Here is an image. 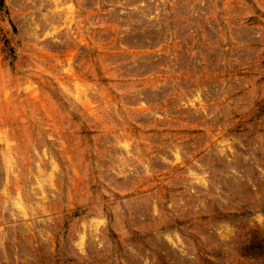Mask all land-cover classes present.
<instances>
[{
	"label": "rangeland",
	"instance_id": "1",
	"mask_svg": "<svg viewBox=\"0 0 264 264\" xmlns=\"http://www.w3.org/2000/svg\"><path fill=\"white\" fill-rule=\"evenodd\" d=\"M0 264H264V0H0Z\"/></svg>",
	"mask_w": 264,
	"mask_h": 264
}]
</instances>
